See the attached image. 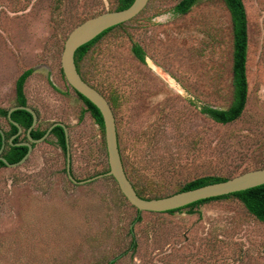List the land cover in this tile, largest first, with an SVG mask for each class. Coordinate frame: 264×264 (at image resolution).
Segmentation results:
<instances>
[{
  "label": "rangeland",
  "instance_id": "1",
  "mask_svg": "<svg viewBox=\"0 0 264 264\" xmlns=\"http://www.w3.org/2000/svg\"><path fill=\"white\" fill-rule=\"evenodd\" d=\"M243 2L249 92L233 122H216L201 109H227L234 98V31L224 0H198L184 14L175 13L176 0H150L82 61V74L114 110L125 171L147 197L177 193L197 178L264 168V0ZM117 6L0 0V107L17 103L16 82L33 68L28 104L41 128L68 126L78 180L107 172L108 152L61 56L77 25ZM0 124L8 127L2 116ZM48 138L23 164L0 167V264H264V222L237 197L202 203L193 213L138 211L111 176L71 181L66 152Z\"/></svg>",
  "mask_w": 264,
  "mask_h": 264
},
{
  "label": "water",
  "instance_id": "2",
  "mask_svg": "<svg viewBox=\"0 0 264 264\" xmlns=\"http://www.w3.org/2000/svg\"><path fill=\"white\" fill-rule=\"evenodd\" d=\"M149 1L150 0H134L127 8L106 11L86 19L70 32L65 41L64 50L61 56L62 70L69 84L76 91L94 103L103 116L110 170L105 174H99L88 179H76L72 173L71 167L72 152L68 127L62 122H55L40 139L33 138L31 136V131L38 123V114L34 108L24 105H15L8 111L9 120L18 127V133L10 139V143L12 144L13 139L23 132V127L17 121L12 119V113L18 109H25L33 115V123L27 132L29 138L28 141L20 142L18 144L27 146L28 152L20 161L10 163L3 156L6 138L3 129L0 127V132L3 135L4 140L3 146L0 149L1 161L10 167L23 164L31 155L34 149V144H38L48 139L53 128L59 125L62 126L65 131L67 157L66 171L70 180L77 184H84L105 175L113 176L127 200L140 211L168 212L200 200L228 195L264 184V168H258L243 172L239 174V176L237 175L225 179L224 181L214 182L203 186L200 185V187L179 191L168 196L144 198L138 194L133 182L125 171L119 147L116 117L112 105L100 90L87 82L79 73L75 61V54L79 47L95 39L105 30L135 18L146 8Z\"/></svg>",
  "mask_w": 264,
  "mask_h": 264
},
{
  "label": "trees",
  "instance_id": "3",
  "mask_svg": "<svg viewBox=\"0 0 264 264\" xmlns=\"http://www.w3.org/2000/svg\"><path fill=\"white\" fill-rule=\"evenodd\" d=\"M117 1H118V6L116 10H120V9L129 7L133 3L134 0H117ZM176 1H178V3L176 4V7L174 9L175 13L184 14L190 11L191 8L197 3L198 0H176ZM224 1L231 13V18L233 22L232 29L234 31V55H233V66H232L233 67L234 98H233L232 104L227 109H220V108H216L212 106H204L201 109L203 113L207 114L214 121L226 124V123H230L238 119L242 115L246 107L245 104L247 103L248 92H249V82H248L247 67H246L247 59H248L249 37H248V30H247L248 29V18H247L246 7H245L243 0H224ZM124 23L119 24L117 26L123 25ZM117 26H114V27H111L105 30L103 33L98 35L95 39L79 47L78 50L76 51V54H75L76 65H77L79 73L82 75V77L85 80L86 78L84 77L81 71V65L89 49L97 41H99L105 34L110 32L112 29H114ZM133 52L139 60H141L142 62H146V58H147L146 52L141 45L134 44ZM33 71H34L33 68L27 69L20 75V77L18 78L16 82V99H17L18 105H29L26 94H25V84L27 82V79L33 73ZM86 81L88 82V80ZM75 92L80 96V98L83 101H85L84 103L86 104V109L89 110V112L96 119V121L102 126L105 132L103 116L100 110L98 109V107L94 103H92L89 99H87L85 96H83L81 93H79L78 91L75 90ZM9 109L10 108L0 107V115L6 119L8 127H4L1 124L0 126L4 129L5 138H6L5 139L6 146H5V151H4L5 157L7 158L9 162L13 163V162L20 161L28 152L27 146L19 145L18 143L29 139L27 136V131L33 123V115L25 109H18L12 113V119L17 121L19 124H21V126L24 129V134L22 133L20 135H17L13 139V143L11 144L10 139H12V137L18 133V127L8 119ZM34 109L38 113V110L36 108ZM47 129L48 128H41L40 125L37 124V126L31 131V135L33 138L39 139L46 133ZM51 135L57 138L58 144H60L62 149L66 152V138H65L64 128L62 126L54 127ZM3 143H4L3 135L0 132V149ZM0 166H5V163L3 161H0ZM109 170H110V166H109L108 171ZM111 177L115 180L113 176ZM225 179L227 178H220V177L197 178L187 183L180 191L197 188V187H200V185L203 186V185L214 183V182L224 181ZM134 186L136 188L135 184ZM136 190L140 196L144 198H152V197H147L144 194H142L138 190V188H136ZM230 196L237 197L245 205V207L249 210L250 213L255 215L256 218H258L260 221L264 222V184L247 189V190L231 193L228 195L200 200L192 204H189L185 207L170 210L168 212L173 213L175 211L182 210L184 208H191L190 213H193L195 211H193L192 208L197 207L202 203L209 202L211 200L227 198ZM136 220H140V217H137ZM133 245L135 247V243Z\"/></svg>",
  "mask_w": 264,
  "mask_h": 264
},
{
  "label": "flooded vegetation",
  "instance_id": "4",
  "mask_svg": "<svg viewBox=\"0 0 264 264\" xmlns=\"http://www.w3.org/2000/svg\"><path fill=\"white\" fill-rule=\"evenodd\" d=\"M15 105H18V104L16 103ZM15 105H14V106H15ZM24 106H30V105H24ZM12 107H13V106H12ZM30 107H31V106H30ZM10 108H11V107H10ZM32 108H34V107H32ZM35 111H36V110H35ZM36 112H37V111H36ZM37 114H38V113H37ZM0 116H1V115H0ZM8 119H9V118H8ZM38 121H39V115H38ZM55 122H62V121H55ZM55 122H54V123H55ZM54 123H52V124H54ZM62 123H64V122H62ZM37 124H38V123H37ZM52 124H51V125H52ZM64 124H65V123H64ZM20 125H21V124H20ZM51 125H50V126H51ZM65 125H66V124H65ZM36 126H37V125H36ZM36 126H35V127H36ZM50 126H49V127H50ZM58 126H59V125H58ZM66 126H67V125H66ZM0 127H1V126H0ZM35 127H34V128H35ZM49 127H48V128H49ZM55 127H56V126H55ZM67 127H68V126H67ZM1 128H2V127H1ZM29 128H30V127H29ZM2 129H3V128H2ZM68 129H69V128H68ZM47 130H48V129H47ZM3 131H4V129H3ZM23 132H24V129H23ZM23 132H22V133H23ZM27 132H28V131H27ZM22 133H21V134H22ZM51 133H52V132H51ZM15 135H16V134H15ZM19 135H20V134H19ZM27 136H28V133H27ZM31 136H32V135H31ZM49 136H51V134H50ZM49 136H48V137H49ZM39 139H40V138H39ZM48 139H49V138H48ZM46 140H47V139H46ZM26 141H28V140H26ZM23 142H24V141H23ZM36 145H37V144H34V148H35ZM2 146H3V145H2ZM5 146H6V144H5ZM1 148H2V147H1ZM33 150H34V149H33ZM4 151H5V149H4ZM4 151H3V156L5 157V153H4ZM32 152H33V151H32ZM5 158H6V157H5ZM6 159H7V158H6ZM0 161H1V160H0ZM10 163H12V162H10ZM13 163H15V162H13ZM5 166H7V165L5 164ZM0 167H4V166H0Z\"/></svg>",
  "mask_w": 264,
  "mask_h": 264
}]
</instances>
